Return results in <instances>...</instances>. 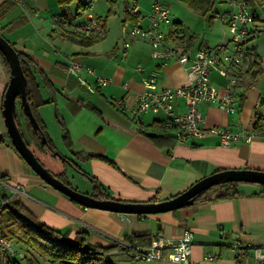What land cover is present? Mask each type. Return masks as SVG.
I'll return each mask as SVG.
<instances>
[{"label": "crops", "instance_id": "crops-1", "mask_svg": "<svg viewBox=\"0 0 264 264\" xmlns=\"http://www.w3.org/2000/svg\"><path fill=\"white\" fill-rule=\"evenodd\" d=\"M51 3V0H24L23 4L0 0V8L6 12L0 27L5 28L3 33L14 47L30 55L53 84V89L45 86L40 74H36L43 99L47 102L55 98L54 102L42 105L39 114L44 119L45 109L51 111L53 106L56 118L58 115V119L67 125L71 145V148L66 145V150L60 152L97 181H92L84 189L76 187V190L92 196L95 193L106 194L110 199L126 202H160L182 193L215 172L229 169L264 171V82L261 77L264 60L254 43L257 62L252 66L246 64L233 68L238 110H223L218 101L205 100L200 104L204 115L203 127L240 132L243 133L241 138L224 145L220 135L207 132L187 142L176 140L172 148H161L145 131H156L151 127L155 120L167 126L165 115L149 113L138 118L132 110L138 94L144 89L146 78L157 72L161 87L182 85L188 80L185 66L174 59L163 65L152 57L150 43L141 38H131V46L124 55L123 41L124 38L129 39L124 30L111 38L106 28L105 34L100 36L101 40L84 46L66 36L64 30L81 26L89 19L68 24L63 13L52 17H48L47 13L38 20L43 10H52L54 3ZM172 17L177 25L162 27L168 35L169 45L189 54L209 46L208 38L201 41L187 34L181 22ZM22 19L26 22L8 31L10 23ZM103 25L105 28L106 24ZM263 30L264 21L261 20L256 26L254 38ZM74 60L91 66L112 81L105 86H97L95 78L83 72L88 82L97 86L96 91L91 92L88 85L81 84L68 70ZM138 65L142 66V70L138 69ZM210 82L215 88L225 91L229 78L213 69ZM7 85V73L0 61V173L10 183L24 188L25 194L18 198L47 226L67 233L73 240L85 233L89 243L106 247L118 240L129 241L128 238L134 235L176 240L186 229H191L194 231V242L190 264L255 263L253 247L264 245L262 184L241 182L233 188L241 194L159 213H125L85 206L47 183L13 144L2 140L8 132L3 116ZM118 99L123 100V106L116 104ZM92 106L109 120L95 112ZM174 111L177 114L187 111L183 98L175 101ZM170 129L173 134V129ZM253 129L257 135L248 139L244 134L252 133ZM74 152L92 157L77 158ZM70 170L77 171L68 167L67 175ZM68 178L71 183V178ZM96 184L98 190H95ZM235 242L247 247L246 257L238 258L239 252L232 248ZM109 259L115 264H178L134 259L121 249L113 251Z\"/></svg>", "mask_w": 264, "mask_h": 264}, {"label": "built area", "instance_id": "built-area-1", "mask_svg": "<svg viewBox=\"0 0 264 264\" xmlns=\"http://www.w3.org/2000/svg\"><path fill=\"white\" fill-rule=\"evenodd\" d=\"M23 4L24 0H14ZM125 17L131 19L124 22L126 35L124 38L122 52L125 55L131 46L132 39H145L152 48L151 55L165 65L168 60L174 59L187 69L188 80L182 85L175 87H161L158 84L157 72L146 78L144 89L136 99V106L132 110L133 115L138 117L143 114L165 115L164 123L173 129V134L178 142H187L191 138L204 135L207 132L218 134L224 145L241 138L243 133L234 132L228 129L203 127L204 115L200 104L205 101H218L219 107L228 112L238 110L237 94L234 91L236 80L233 68L242 65L252 66L258 60L256 46L253 44L256 26L264 21V0H226L229 8L221 14V22L226 27L231 37L214 47H204L195 54L181 53L176 47L167 43L168 35L162 29L163 26L172 27L175 25L170 7L161 0H155L151 5L148 15L142 16L138 9L137 0H127ZM147 20L145 24L144 21ZM85 36H103L105 28L96 19H89L78 29ZM142 70V66L138 65ZM217 69L221 74L229 78L225 91H221L211 85L210 73ZM68 70L75 75L81 84L88 85L91 92L96 91L97 86H105L112 80L108 76L98 74L91 66H85L81 61L74 60ZM93 76L97 86L91 85L82 74ZM183 98L187 105V111L177 114L174 111L175 101ZM118 106H123L122 99L116 100ZM139 118V117H138ZM248 139L257 135L256 130L244 134ZM0 192L7 190L10 194L18 197L25 194L24 188L9 181L0 180ZM6 201L1 199V206ZM194 242V231L186 229L179 238L172 240L166 237L152 239L149 244H138L118 240L123 252L134 259L171 261L178 264H190V256ZM232 248L239 252L238 258L247 256V247L240 242H235ZM254 264H264V245L254 246ZM16 248L8 238L0 236V264H6L7 257L14 255ZM208 258H213L209 256Z\"/></svg>", "mask_w": 264, "mask_h": 264}, {"label": "trees", "instance_id": "trees-1", "mask_svg": "<svg viewBox=\"0 0 264 264\" xmlns=\"http://www.w3.org/2000/svg\"><path fill=\"white\" fill-rule=\"evenodd\" d=\"M74 0H56L57 4L62 8H68ZM189 7L199 11L203 15H207L209 12H212L215 7L216 0H182ZM79 7H82L80 4ZM6 12L3 8H0V21L4 19ZM63 16L66 17L68 24L72 22V18L68 13H63ZM26 20H18L14 23H10L7 28L8 31L15 29L16 27L21 26L25 23ZM8 26V25H7ZM6 27V26H5ZM64 30L66 36L70 39L84 45H92L99 40L100 36H85L79 32V28ZM4 27H0V33L4 35ZM5 36V35H4ZM195 37V36H194ZM14 46V45H13ZM20 57V62L24 74L27 78V101L31 106V110L35 115L36 119L39 122L40 128L34 130L29 117L22 107L21 96L17 97V112H18V122L21 133L26 140L28 146L33 150L36 157L40 162L57 178L62 180L64 183L71 185L70 180L67 175L68 167L76 169L78 172L84 176L90 178L91 181L97 183L95 178L88 175L86 172H83L81 168L74 163L71 159L63 155L60 151L57 150L53 140L50 138L47 132L46 125L41 119L39 114V108L46 104L47 102H54L55 98H52L50 101H45L41 94L40 83L37 78V73L42 77V81L45 86L53 89V84L48 78L46 72L34 62L32 57L25 52L17 50ZM0 61L7 73L8 83L10 80V66L8 60L4 53L0 50ZM8 86V85H7ZM55 90V89H54ZM92 109L100 114L104 119H107V116L102 114L95 106H92ZM20 113L23 114L27 125L30 127L34 138L28 140L26 134L23 130L22 122L20 119ZM57 115V113H56ZM58 118V115H57ZM63 128V138L66 145L71 148L69 143V133L66 123L62 120H59ZM257 127L259 125H256ZM151 127L155 129L154 132L145 131V133L161 148H172L176 143V137L171 134V129L161 121H154L151 124ZM44 137V141H43ZM2 140H7L12 144L11 137L9 133H6V137H2ZM74 156L77 158L88 159L92 156L89 154H83L80 152H74ZM0 180L8 181L5 175L0 173ZM238 183V181L222 183L214 185L213 187L199 193L194 203L204 202L213 199L228 198L235 196L239 192L233 189ZM98 185L96 184L95 190H98ZM264 186V185H263ZM241 194V193H239ZM93 196L96 198H106L110 199L106 194L100 195L95 193ZM0 198L6 201L5 206H1L0 202V236L15 239L16 241L22 243L28 251H31L32 254L29 256L18 257L17 255L8 256L6 264H42L41 260H48L51 264H115L109 259L110 254L118 249L123 250L122 246L119 243H115L112 246H99L92 245L85 238L87 234H80L77 240H73L69 237L67 233H63L59 230L47 226L39 218H37L28 208L22 203V201L7 192L2 190L0 193ZM6 214V217L3 215ZM129 241L138 244H149L152 239L149 235L136 236L134 235L131 238H128Z\"/></svg>", "mask_w": 264, "mask_h": 264}, {"label": "water", "instance_id": "water-1", "mask_svg": "<svg viewBox=\"0 0 264 264\" xmlns=\"http://www.w3.org/2000/svg\"><path fill=\"white\" fill-rule=\"evenodd\" d=\"M0 50L6 56L10 66V80L3 101V116L8 133L11 137L12 144L20 153V155L26 160V162L33 168V170L47 183L60 190L78 203L88 207H97L118 212L150 214L172 211L187 205H191L195 202V198L199 193L213 187L214 185L234 181L258 183L264 185V171L254 169H229L210 174L194 183L182 193L160 202L141 203L126 202L116 199H102L76 190L72 186L64 183L62 180L53 175L40 162L24 139L18 122V96H21L22 107L29 117L33 129L38 130L40 125L31 110L29 102L27 101V78L21 66L19 53L13 44L1 33Z\"/></svg>", "mask_w": 264, "mask_h": 264}, {"label": "rangeland", "instance_id": "rangeland-1", "mask_svg": "<svg viewBox=\"0 0 264 264\" xmlns=\"http://www.w3.org/2000/svg\"><path fill=\"white\" fill-rule=\"evenodd\" d=\"M129 1L131 2V0ZM154 1L155 0H137V6L141 11L142 16L149 14L151 5ZM161 1L170 7L172 15L177 21L181 22L187 34H192L195 38L200 39L201 41L205 37L208 38L210 47H214L221 42L227 41L231 37L229 30L223 26L220 19L221 14L229 8L226 0H216L214 10L209 12L206 16L189 7L182 0ZM51 2L54 3L53 8H51L52 10H43L42 16L40 18L38 17V20L47 16V13L49 15L48 17H52L57 13L64 12L70 15L75 24L82 23V21L92 18L102 24H106L105 29H108L107 35L111 38L114 37V34H119L120 31H126V27H124L125 21H129L130 24L132 22L131 19L125 17V10L128 4L127 0H74L68 8L60 7L56 0H51ZM80 4L82 7H79ZM175 25H177V23H175ZM252 41L258 47L259 53L264 60V30L261 31ZM261 77L264 82V73H262ZM50 108L51 111L45 109V120L42 116L40 117L44 121L48 135L53 140L57 150L64 152L66 150V144L63 138V128L59 119L56 118L53 112V106ZM20 119L26 137L28 140L33 139L34 135L32 134L30 127L27 125L22 113H20ZM69 172L68 176L72 180L71 185L73 188L76 189V187H80V189H84L90 186V183L92 182L90 179L83 177V175L77 171L74 172L70 170ZM6 214L7 213H4L3 215L6 217ZM9 240L12 241L16 248L15 255L19 258L32 254V252L28 251L22 243L15 239ZM40 260L42 264H51L42 259Z\"/></svg>", "mask_w": 264, "mask_h": 264}]
</instances>
